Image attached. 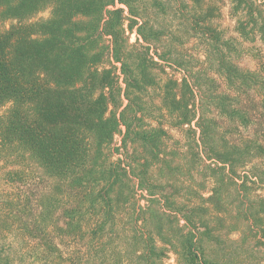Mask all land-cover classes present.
I'll return each instance as SVG.
<instances>
[{
    "label": "trees",
    "instance_id": "trees-1",
    "mask_svg": "<svg viewBox=\"0 0 264 264\" xmlns=\"http://www.w3.org/2000/svg\"><path fill=\"white\" fill-rule=\"evenodd\" d=\"M178 3L0 0V264H264V0Z\"/></svg>",
    "mask_w": 264,
    "mask_h": 264
},
{
    "label": "rangeland",
    "instance_id": "rangeland-1",
    "mask_svg": "<svg viewBox=\"0 0 264 264\" xmlns=\"http://www.w3.org/2000/svg\"><path fill=\"white\" fill-rule=\"evenodd\" d=\"M144 4H146L149 7V11L151 13L154 14L155 16V22L157 23L158 26L165 27V24L167 22V17L171 18L172 22L171 24H175L177 26V24L180 25L181 24H185L186 22H189L187 19L184 20L181 15L180 12L175 11L176 8H181L182 10H185V8L182 7V5L179 2V0H143ZM208 1V2H207ZM215 1V0H214ZM213 0H205L203 2V0H197V7L195 8L196 11L200 10V6L202 7L203 12L200 15L196 16V19H198V21H201V23H207L209 25H211L212 27H218L219 26H223V24L225 23V28L226 30H228L229 32L226 33V38H229L233 41H240L242 40V37L238 34V32L236 31V19L235 17L232 16V14L228 13V16L223 18L222 16H217L216 14L214 15V12L216 13L215 9H213V5L215 4ZM193 4V3H192ZM207 4V5H206ZM120 5V4H117ZM203 7L205 9H203ZM206 11V16L203 17V20H201L200 17H202L205 14ZM211 11L213 13V15H211ZM227 13V12H226ZM45 14V13H44ZM221 23H223L222 25H220ZM197 34V33H196ZM201 33H198V36ZM225 36V35H224ZM135 35L132 34L131 36V41L134 39ZM197 39L194 40L195 42L198 43V41L202 40L204 37H196ZM153 98H149V102H155V104H151V110L153 112L154 115H160L161 112H159V105L160 104V99L159 96H152ZM225 237H222V241H220L218 244H215L213 241H206V243H208L211 251V255H213L214 257H221L222 260L219 258L218 260L223 261V264H226L225 262H230V261H235L238 256L237 255H241L244 254L243 252H241V250L235 246V243H231L229 248H226V244H229V240ZM255 248H257L259 253L257 254V257H261L262 259H264V246H256ZM239 251L241 252L240 254ZM256 255L253 252H250L248 254V259H254ZM173 260H170V262H172ZM219 264H222V262H219Z\"/></svg>",
    "mask_w": 264,
    "mask_h": 264
}]
</instances>
